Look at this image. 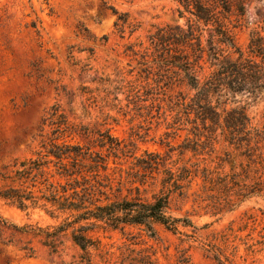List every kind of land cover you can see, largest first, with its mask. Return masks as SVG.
Returning a JSON list of instances; mask_svg holds the SVG:
<instances>
[{
  "label": "rangeland",
  "instance_id": "1",
  "mask_svg": "<svg viewBox=\"0 0 264 264\" xmlns=\"http://www.w3.org/2000/svg\"><path fill=\"white\" fill-rule=\"evenodd\" d=\"M177 6L174 0H0V185L9 164L49 141L53 122L68 121L73 134L64 139L73 143L93 144L109 131L123 150L115 156L93 148L110 155L111 197L152 200L161 185L148 183L160 175L141 186L137 159L160 152L171 156L168 163L199 169L188 197L175 195L170 208L193 224L174 232L156 223L155 234L136 224L99 227L91 264H264V140L246 151L218 133L197 154L178 150L197 137L176 103L180 90L193 91L166 83L149 39L158 26L186 23ZM119 14L124 24H116ZM263 16L264 0H251L244 16H230L244 50ZM238 98L249 102L253 125L261 127L264 93ZM257 183L261 190L250 193ZM62 221L43 207L22 209L0 198V264H87L69 232L56 235L54 247L47 244L42 229Z\"/></svg>",
  "mask_w": 264,
  "mask_h": 264
},
{
  "label": "trees",
  "instance_id": "2",
  "mask_svg": "<svg viewBox=\"0 0 264 264\" xmlns=\"http://www.w3.org/2000/svg\"><path fill=\"white\" fill-rule=\"evenodd\" d=\"M174 1L179 16L186 17V23L158 26L149 34V39L157 52V68L164 72L166 83L172 87L184 84L193 91L189 94L180 90L177 95L176 103L189 121L194 122L193 132L197 136L192 142L180 144L179 152L191 150L197 154L218 133L246 151L260 149L264 123L261 127L253 125L247 110L249 102L243 103L238 95L254 100L264 93V16L260 29L250 31L247 50H244L235 39L236 25L230 16H244L251 0ZM114 11L118 13L117 9ZM120 20L121 24L126 21L122 14L118 15L116 24ZM205 31L209 34L206 43ZM206 67L210 69L208 72ZM52 114L56 116L57 111ZM53 124L49 141L43 142L30 156L9 164L1 173L0 185V198L22 209L40 206L55 217H63L52 231L42 229L48 238L47 244L54 247L53 238L69 232L83 251L87 264H91L90 249L97 242L92 232L99 227L123 229L128 224H136L155 234L156 223L174 232H179V224H193L189 216H174L170 208L175 195L188 197L199 169L186 163L178 165L177 161L168 163L171 156L146 151L145 157L137 159L143 166L137 180L144 186L148 177L155 179L159 174L160 181H150L148 185L158 182L160 192L152 200L140 196L112 198L113 187L108 181L110 155L93 146L106 147L117 156L123 150L121 141L109 131H103L94 138L93 144L73 143L64 139L65 135L73 134L67 120ZM202 136L206 139L201 140ZM174 149L171 146L170 150ZM200 172L207 180L206 169ZM135 188L140 190V186ZM260 190L257 183L249 192ZM25 228L33 230L32 225Z\"/></svg>",
  "mask_w": 264,
  "mask_h": 264
}]
</instances>
